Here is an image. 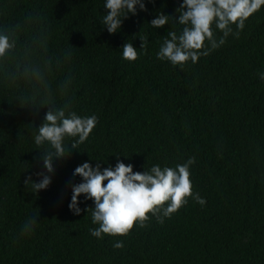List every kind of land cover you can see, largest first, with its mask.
Returning <instances> with one entry per match:
<instances>
[{"label": "trees", "instance_id": "16d2710c", "mask_svg": "<svg viewBox=\"0 0 264 264\" xmlns=\"http://www.w3.org/2000/svg\"><path fill=\"white\" fill-rule=\"evenodd\" d=\"M181 2L145 0L113 35L105 0H0L11 45L0 56V264H264V8L238 38L173 66L157 53L182 26L149 23L175 16ZM125 43L136 61L123 58ZM61 111L98 124L77 147L65 138L67 154L49 174L43 159L54 149L34 138ZM117 157L136 172L193 158V193L206 204L189 197L163 222L149 214L127 236H92L93 201L80 198V215L69 209L82 182L73 173L84 162L114 167ZM44 175L52 183L36 192Z\"/></svg>", "mask_w": 264, "mask_h": 264}, {"label": "clouds", "instance_id": "9594fccd", "mask_svg": "<svg viewBox=\"0 0 264 264\" xmlns=\"http://www.w3.org/2000/svg\"><path fill=\"white\" fill-rule=\"evenodd\" d=\"M107 10L102 23L108 33L115 35L120 32L123 22L129 16L137 15V10L146 11L145 0H105ZM264 8V0H182L171 16L161 12L149 24L155 29H163L169 24H178L179 31L169 30L157 53V58L171 62L173 66H183L188 62L197 63L202 56L226 43L230 35L237 38L245 28L246 21ZM235 25L237 31L233 32ZM223 35L217 38L216 32ZM142 48L146 41L142 40ZM9 39L0 35V56L10 48ZM123 58L136 61L137 48L131 43L123 45ZM203 49V51H201ZM264 80V72L258 73ZM46 123L40 127L34 141L37 146L45 142L54 149V156L47 155L43 159L45 169L54 173V162L67 154L65 138H74L77 147L89 139L98 124L95 115L82 117L76 113L66 116L63 111L48 113ZM195 163L189 158L175 168L154 165L150 170L134 171L132 164H125L119 157L113 167L102 168L99 161L95 167L89 162L75 168L73 175L80 177L82 182L71 187L69 209L74 215H80L85 209L80 208V198L93 201L90 209L92 223L98 227L91 230V235L103 239L107 236H127L134 226L141 227L149 219V214L171 217L188 203L191 197L201 206L205 199L193 193L190 179V168ZM27 183V181H26ZM52 183L50 175H44L39 182H33L36 192L47 190ZM166 205V206H165ZM115 248H123V241H117Z\"/></svg>", "mask_w": 264, "mask_h": 264}]
</instances>
